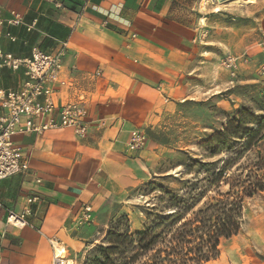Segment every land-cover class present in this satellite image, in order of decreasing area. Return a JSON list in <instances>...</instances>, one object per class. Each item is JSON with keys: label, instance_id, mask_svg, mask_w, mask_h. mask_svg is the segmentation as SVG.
I'll list each match as a JSON object with an SVG mask.
<instances>
[{"label": "crops", "instance_id": "crops-1", "mask_svg": "<svg viewBox=\"0 0 264 264\" xmlns=\"http://www.w3.org/2000/svg\"><path fill=\"white\" fill-rule=\"evenodd\" d=\"M56 1L64 8L49 0H0V48L25 59L34 48L53 53L65 46L64 68L76 84L68 95H84L88 130L84 138L68 129L12 138L28 171L0 181V264H51L50 242L76 240L84 206H94L108 184L121 181L117 172L124 175L139 161L140 154L126 152L129 133L154 127L189 99L192 90L182 79L193 72L194 59L204 64L210 54L199 46L211 39L194 44L200 21L207 20L192 14L200 12V0ZM246 2L252 7L254 0ZM13 15L20 23H7ZM23 79V70L0 69L1 90L16 89ZM29 198L37 202L27 225L8 226L7 212L21 214Z\"/></svg>", "mask_w": 264, "mask_h": 264}, {"label": "rangeland", "instance_id": "rangeland-1", "mask_svg": "<svg viewBox=\"0 0 264 264\" xmlns=\"http://www.w3.org/2000/svg\"><path fill=\"white\" fill-rule=\"evenodd\" d=\"M250 4L246 0L199 1L200 12L192 14L207 19L197 27V37L205 32L206 35L194 44L197 47L199 42L211 39V45L199 46V51L205 48L210 52L205 56L206 62L201 63V57L194 59L193 72L182 79V85L192 90L190 98L177 102L172 115L144 129L146 140L139 151L130 152L126 146L130 156L141 155L137 157L139 161L129 164L124 175L122 171L117 172L121 181L114 179L108 184L106 193L94 206H84L90 207L91 217L86 222H77L74 231L77 239L54 246L64 249L67 264H82L89 248L98 245L110 224L121 216L126 217V221H121V229L127 227L131 233L139 231L144 223L146 203L158 197V194L146 196L142 187L153 182L178 188L183 166H192L191 160L201 158L204 152L198 146L218 131L235 110L244 108L264 116V73L261 72L264 51L259 47L264 37L260 31L264 0H254L252 7ZM226 56H245L249 63L239 66L231 76L222 66ZM257 152L264 155V141L250 155ZM167 176H170L167 181H161ZM192 177L185 176L182 180ZM218 250L217 259L207 264H264V200L255 198L246 203L239 234L222 240Z\"/></svg>", "mask_w": 264, "mask_h": 264}, {"label": "trees", "instance_id": "trees-1", "mask_svg": "<svg viewBox=\"0 0 264 264\" xmlns=\"http://www.w3.org/2000/svg\"><path fill=\"white\" fill-rule=\"evenodd\" d=\"M264 141V116L235 110L224 125L198 147L204 154L183 166L178 188L149 182L151 198L141 229H121V216L82 264H207L217 259L219 244L237 236L246 203L264 200V155L251 150ZM207 160L208 162H203ZM192 179L183 181L185 176ZM170 176L161 178L167 181ZM93 244V243H91Z\"/></svg>", "mask_w": 264, "mask_h": 264}, {"label": "built area", "instance_id": "built-area-1", "mask_svg": "<svg viewBox=\"0 0 264 264\" xmlns=\"http://www.w3.org/2000/svg\"><path fill=\"white\" fill-rule=\"evenodd\" d=\"M87 0H82V5ZM58 9L64 6L60 1L49 0ZM8 24L20 23L19 16L13 15ZM4 21L0 18V38ZM28 31L30 28L27 29ZM205 33L199 34L196 40L204 39ZM135 38V36H132ZM14 42V38H10ZM264 51V37L259 44ZM65 46L57 52L46 53L34 48L29 58L17 59L0 48V69H6L12 73L23 70L24 79L16 89H0V181L13 176L26 173L28 166L22 158V151L14 144L12 138L16 134L42 135L47 131L71 130L78 138H84L88 130L85 121L84 109L85 97L79 95L75 99L69 97V92L76 91L75 81L68 75L64 68ZM249 60L245 56H226L222 60V66L231 76L239 66L248 65ZM264 73V65L261 67ZM93 77L101 78L100 72H95ZM65 92L67 96L60 98L59 94ZM101 128V125L98 126ZM146 140L145 133L141 130H132L129 133L127 148L130 152L139 151ZM37 202L36 198H29L26 207L21 214L8 211L6 224L13 228H22L27 225L26 218L32 215L31 205ZM90 207H84V213L80 221L90 219ZM52 247L51 264H67L63 254L56 257L55 247L57 242H50Z\"/></svg>", "mask_w": 264, "mask_h": 264}, {"label": "bare ground", "instance_id": "bare-ground-1", "mask_svg": "<svg viewBox=\"0 0 264 264\" xmlns=\"http://www.w3.org/2000/svg\"><path fill=\"white\" fill-rule=\"evenodd\" d=\"M55 254H56V257L58 258L60 254H62V250L60 249H55Z\"/></svg>", "mask_w": 264, "mask_h": 264}]
</instances>
